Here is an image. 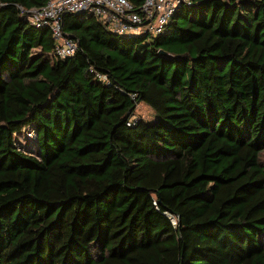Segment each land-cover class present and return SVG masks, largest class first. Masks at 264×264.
I'll use <instances>...</instances> for the list:
<instances>
[{"label": "trees", "instance_id": "trees-1", "mask_svg": "<svg viewBox=\"0 0 264 264\" xmlns=\"http://www.w3.org/2000/svg\"><path fill=\"white\" fill-rule=\"evenodd\" d=\"M47 1L0 0V264H264V0H190L157 35L66 13L64 58Z\"/></svg>", "mask_w": 264, "mask_h": 264}, {"label": "built area", "instance_id": "built-area-1", "mask_svg": "<svg viewBox=\"0 0 264 264\" xmlns=\"http://www.w3.org/2000/svg\"><path fill=\"white\" fill-rule=\"evenodd\" d=\"M189 2L143 0L135 9L128 0H48L43 6L28 12L32 24L50 29L56 41L54 53L64 58L77 49V42L62 29V16L66 13L90 12L109 23L110 29L119 34L157 35L179 6ZM100 77L105 79L104 75ZM135 118L129 120L128 124H133Z\"/></svg>", "mask_w": 264, "mask_h": 264}, {"label": "rangeland", "instance_id": "rangeland-1", "mask_svg": "<svg viewBox=\"0 0 264 264\" xmlns=\"http://www.w3.org/2000/svg\"><path fill=\"white\" fill-rule=\"evenodd\" d=\"M133 113L134 118H142L146 121H152L154 119L153 110L144 103H138ZM14 145L25 152L36 154L37 141L33 128L26 126L14 134Z\"/></svg>", "mask_w": 264, "mask_h": 264}]
</instances>
